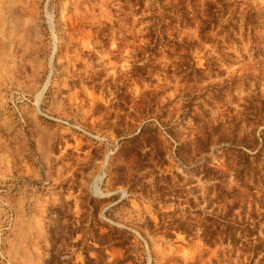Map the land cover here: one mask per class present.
<instances>
[{
	"label": "rangeland",
	"instance_id": "rangeland-1",
	"mask_svg": "<svg viewBox=\"0 0 264 264\" xmlns=\"http://www.w3.org/2000/svg\"><path fill=\"white\" fill-rule=\"evenodd\" d=\"M261 138L264 0H0V264H252Z\"/></svg>",
	"mask_w": 264,
	"mask_h": 264
},
{
	"label": "trees",
	"instance_id": "trees-1",
	"mask_svg": "<svg viewBox=\"0 0 264 264\" xmlns=\"http://www.w3.org/2000/svg\"><path fill=\"white\" fill-rule=\"evenodd\" d=\"M261 139H263L262 140V144H261V148H263L264 147V138H261ZM244 171H247V168H246V166L241 170V172H244ZM240 173V172H239ZM238 173V176H236V180L238 181V182H241V181H243L244 182V178H243V176L244 175H246L245 173H244V175H240ZM258 179V178H257ZM259 179H261V180H264V176H259ZM227 195H229L230 196V194H227ZM225 199H230V198H225ZM234 207H236V206H234ZM234 207H232L230 210H231V214H228L227 215V217H231L232 216V210H234L235 208ZM262 211H264V207L263 208H260ZM262 219H264V214H262ZM258 225L259 224H254V225H252V226H250V225H246V228L247 229H250V227H253L254 226V229H255V232L257 231V229H258ZM226 235V234H225ZM254 236H256V234H252L251 236H249V237H254ZM250 243V249H251V254H252V260H251V262H252V264H253V262L257 259V257L259 256V255H261V254H264V239H260V238H257L256 239V243H254V244H252L251 242H249ZM259 264H264V259L263 260H261L260 262H259Z\"/></svg>",
	"mask_w": 264,
	"mask_h": 264
},
{
	"label": "crops",
	"instance_id": "crops-1",
	"mask_svg": "<svg viewBox=\"0 0 264 264\" xmlns=\"http://www.w3.org/2000/svg\"><path fill=\"white\" fill-rule=\"evenodd\" d=\"M4 173H6L5 171H3ZM7 177V175H0V181H2L3 179H5Z\"/></svg>",
	"mask_w": 264,
	"mask_h": 264
}]
</instances>
